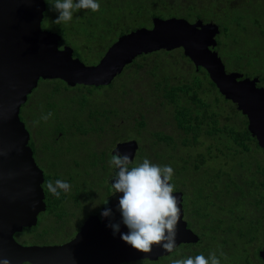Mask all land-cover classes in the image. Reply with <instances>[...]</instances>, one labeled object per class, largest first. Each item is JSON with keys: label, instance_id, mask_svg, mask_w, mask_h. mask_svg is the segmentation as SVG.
<instances>
[{"label": "trees", "instance_id": "1", "mask_svg": "<svg viewBox=\"0 0 264 264\" xmlns=\"http://www.w3.org/2000/svg\"><path fill=\"white\" fill-rule=\"evenodd\" d=\"M98 2L100 4L98 12L81 10L74 13L69 24L57 25L55 19L58 13L51 11L54 15L53 26L56 27V32L61 35L59 46L64 44L71 46L73 56L79 59L82 56L91 58L97 55L101 58L119 35L141 26L146 27L148 23L152 26L154 17L176 16L191 20L195 17H202L218 23L216 24L219 26L220 34L224 38L218 42V47L229 49L227 62L234 68L242 67L246 55L250 53L256 67H254L256 72L254 74L259 75L262 80L264 79V0H238L235 5L232 0H98ZM46 6L45 11H50L47 3ZM233 28L235 30L242 28L243 37L248 40L254 38V44H247L250 45L247 49H245L247 42L244 39H235L236 42L232 44L229 37ZM243 42H245L244 49H242ZM236 51L242 57L244 56L241 60L242 63H239L240 56L235 53ZM162 53L170 54L165 57L169 60L165 65V72H157L156 64L151 66L150 63H145L147 57L154 56L156 60ZM177 53L180 60L185 58L181 49L170 52L164 50L153 52L142 55L143 57L139 61L133 59L118 75L120 78L116 81L113 80L108 85L98 87L81 85L88 88V92L93 89H104L105 95L92 98L91 103H94L95 109L90 110L92 112L85 121L71 120L67 127L63 126L62 121H58L57 126H48V121L51 118L60 119L56 113L53 99L59 93L62 94L63 90L69 86L59 79L39 80V82L45 83L47 94L40 99L34 97L24 103L22 107L25 106L28 109L25 116L21 111L19 113L20 119L27 122L32 129L30 130L25 125L30 133L28 144L34 152L39 153L43 148L46 153L50 154L52 149L50 137L53 136V131H72L85 134L89 131L101 130L100 117L94 116V112L97 111L105 118L106 123L112 124V119L121 113L119 107L124 87L128 83L132 85L134 79L137 81L139 70L142 69V77L139 78L145 79L144 82H141V87L146 90L147 95L144 103L140 105L139 117L135 118L138 134L134 135L132 124L129 126L120 124L119 127H115L113 124L108 128V131L112 136L117 135L116 140L134 136L138 138L142 142L140 147L142 159L148 158L158 165L174 162L175 172L179 176L183 175L187 169L191 182H177L176 186L178 189H184L185 195L190 198L187 199L185 205L182 203L183 211H187L189 223L196 226L197 231L194 232L199 236V239L195 243H182L172 253L155 261L142 259L123 264H171L173 259H184L200 254L208 257L212 252L216 253L221 264H264V260L258 254L264 245V236L258 234L264 223L254 211L256 205L261 206L264 202V185L251 184L249 187V183L253 182H233L232 179L235 177L241 179L243 177L259 178L260 170L254 164H258L260 159L252 151H250L251 154L248 152L249 144L253 138L247 132L245 124L240 122L243 121V118L237 120V116L242 117V113L227 103H225L227 109L222 107L221 103L226 100L210 80L207 72L203 68H200L198 72L188 69V64L191 61L187 57L185 61L182 60L183 68L178 67L175 65V63L178 64V58L175 56ZM173 68H177V74L173 73ZM193 73L194 78H192ZM145 84H147L146 87ZM131 90L134 91L136 88L133 87ZM157 97L164 104L167 103L168 106H171L170 115L174 126L184 134L180 141L182 145H189L191 149H195V146L202 142H211L214 139L219 144L217 148V151L221 153L219 155L222 157L228 155L231 163L235 160L237 164L234 163L233 167L226 164L223 168H212L201 173L200 164L205 161L202 154L198 156L192 154L198 160V164L191 166L190 169L185 163V165L181 163L182 161L174 159L173 155H169L166 161L161 159L165 156L164 153L158 154L161 156L158 160L154 154L150 156L148 154L150 148H147L148 138H145L141 131L145 126H148L147 122L154 118L150 115L148 105L152 103L150 99ZM103 98L104 101H102ZM98 106L101 109L97 108ZM74 110L76 112L83 111L76 105H74ZM49 112L52 115L46 121L43 120L42 117ZM132 112H125L129 123H132L131 116L134 115ZM36 121L39 123H35ZM42 136L45 141L42 143L43 145H41ZM153 136L156 138V144L163 143L165 146L171 147L177 145L173 136L165 134L160 129L153 130ZM206 150L208 151L207 148ZM209 152L212 153V149H209ZM181 164L182 166H180ZM208 179L211 182H207ZM213 180L219 182H212ZM60 200L61 198L56 199L55 202L49 204V207L51 210L60 209L59 217L62 218L63 223L65 211L64 208L58 206ZM187 226L189 227L188 222ZM25 229L27 233H32L39 239L46 238L55 230L54 227L51 230V228L39 229L37 226ZM221 252L224 253L223 256L220 255Z\"/></svg>", "mask_w": 264, "mask_h": 264}, {"label": "water", "instance_id": "2", "mask_svg": "<svg viewBox=\"0 0 264 264\" xmlns=\"http://www.w3.org/2000/svg\"><path fill=\"white\" fill-rule=\"evenodd\" d=\"M46 0H0V260L10 264H123L136 260L155 261L167 256L182 243H195L199 236L183 218V193L175 191L180 218L175 247L167 252L154 245L144 253L125 243L127 233L118 210L116 193L108 202L111 217L87 218L70 240L56 245H23L14 234L35 226L37 215L45 210L43 172L33 157L28 142L30 133L20 119L21 106L39 80H62L67 86L110 84L135 57L158 50L182 48L196 67H203L219 93L235 103L246 115L248 129L264 148V88L257 78H242L237 71L227 72L214 49L219 26L198 19L181 17L152 19V26H141L119 35L94 64L87 65L73 56V48L59 46L61 35L41 26ZM136 141L121 142L116 151L131 161ZM119 223L113 235L109 222ZM264 260V247L258 252Z\"/></svg>", "mask_w": 264, "mask_h": 264}, {"label": "flooded vegetation", "instance_id": "3", "mask_svg": "<svg viewBox=\"0 0 264 264\" xmlns=\"http://www.w3.org/2000/svg\"><path fill=\"white\" fill-rule=\"evenodd\" d=\"M236 2L237 1L232 0V3L234 5ZM172 17H176V16H172ZM181 18H183V17H181ZM198 19L202 20L203 22H210V21L215 22L214 20L204 19L202 17H195L192 20L191 19H187V20L190 22H194ZM215 23H217V22H215ZM220 32L221 31H219V33L216 35V37L218 35H220ZM221 39H222V34H221ZM234 40L231 41L232 44L234 42H236ZM236 40H242V39L239 38ZM218 42L219 41L217 40V45L214 48L216 51L218 48H220V47H218ZM176 49H181V51L183 53L182 48H176ZM176 49H173V50H176ZM233 49H235V48H233ZM173 50H170V51H173ZM158 51H162V50H158ZM164 51L170 52L167 50H164ZM154 52H157V51H154ZM151 53H153V52H151ZM151 53H147V54H151ZM142 55H146V54H141L139 56H142ZM166 55L170 56V54H166ZM183 55H184V53H183ZM139 56L135 57L134 59H136V61H137L139 59L138 58ZM184 56H185V58L187 57L186 55H184ZM185 58H182V60L184 59V61H185ZM139 60H141V59H139ZM200 68H203V67H196L192 61H191V63L189 62V64H188V69H192L196 72H198L200 70ZM231 71H237V72L242 73L243 74L242 78H245V77H249L251 79L257 78L256 87H263L264 88V79L262 80L259 75H257V74L256 75L255 74L249 75V74L245 73L244 71L237 70V69H232ZM158 72H165V71H164V69H159ZM146 86H147V84H145V87ZM145 92H146V90H145ZM136 95L139 97L138 93H136ZM28 97H29V95H28ZM145 99L146 98H141L140 102H142V104H143ZM225 100H226L225 102H228L230 105L236 107V109H237V105L235 103H233L227 99H225ZM27 101H28V98H27ZM138 103H139V98H137V103H131L128 106H125V101L123 98L120 101V112L122 114L124 113L122 116H125V118H126L127 116L125 115L126 114L125 112L133 111L132 113L134 115H132L131 118H132V128L134 129V132H135L134 135L135 136H136V134H138V130H137L138 127L136 126L137 121H135V118L139 117V115H140L139 114L140 113L139 108L141 107L140 105H138ZM221 104L223 105L222 106L223 108L227 107V105L224 102ZM166 105H167V103H166ZM169 107L171 108L170 105H169ZM56 111H57V109H56ZM81 112H83V111L78 110L75 113V115H79ZM242 118H243V121H240V122L245 124V128H246L247 132L249 133L251 138H253L251 143L249 144V151L248 152L252 151L260 159V162H258V164L257 163L254 164L257 167V169L260 170V176H259V178H256V179L255 178L252 179L251 177H245V178L243 177L242 179L235 177L232 179H233V182H253V183H249V187L251 184H254L255 186H258L260 184L264 185V148L258 144L256 136L252 135V133L248 129L249 121H248L247 116L244 114H242V117L237 116L238 121ZM86 119H87V116L81 118V120H84V121ZM65 120H67V119H65L63 117H60V119H57V121H62L63 123ZM123 120L125 121V119H123ZM126 120H127V122H129L128 117L126 118ZM70 121H71V119L67 120L68 125H70ZM105 121L106 120L103 116L100 117L99 118V125H101L102 129L97 130V131H92V132L89 131L88 133H85V134L74 133L72 131H69V132H66V131L54 132L53 131L52 132L53 136L50 137V142H51V146H52L50 154L46 153L43 148L41 149V151H39V153L36 151L34 152L32 150L35 162L43 172L42 188H43V192H44V202H45V210L38 213L37 224L35 226L39 227V229H42L41 226L44 224H41L42 221L39 220L40 216H42V219L45 218L44 220H46V221H43V222H45V225H46V222L52 223V225L55 229L54 231L69 234V236L63 242H66V241L70 240L71 238H73L76 235V233L80 230L81 226L83 225L84 221L87 218H89L91 216H97L98 219H101V213L107 208V205H108V203L105 204L104 202L106 200L109 202L110 199L114 196V194H112L111 183L113 182L112 177L114 176L115 170L110 166L109 160H110L111 156L116 153V145L118 143L131 141V140H134V141H136V143H138L137 144L138 147L135 151V155L133 157V160L131 161L130 167H132L134 165L137 153H138V151H140V147L142 145V142L138 138H136L135 136L133 138L127 137V138H122V139H118V140L115 139V140H112L111 142L106 143L107 138H104V137H108V134H109L108 130L109 129H107V131H106V124H108V123H106ZM53 123L54 122L48 123V126H52ZM129 124H131V123H129ZM129 124H127V125L129 126ZM53 126H55V125H53ZM122 131H123V128H122ZM165 134H167V133H165ZM180 134H181V137L184 136V134L182 132H180ZM167 135H171V134H167ZM41 140H42L41 145H43L42 143L45 142L43 136H42ZM213 141H214V139H213ZM211 142H212V140H211ZM211 142H209V143H211ZM209 143H208V145L211 147H209L207 145L206 148L208 149V151L206 149H205V151L209 152V149H212V151L213 150L216 151L215 153H219V151H217L219 144L216 141H215L216 144L213 142V145H212V143L211 144H209ZM195 147H196L195 149H191V146L184 145V148H186L187 152H189L191 155L194 154L193 150L195 151L196 149H198V146H195ZM223 151H225V150H223ZM252 152H250L249 154H251ZM148 154L149 155L151 154L150 150L148 151ZM196 154L198 156L199 152L197 151ZM186 158L187 159H185V160L181 158L182 163H185L186 165L191 164L188 162L191 160L190 157H186ZM195 164H198V160H196V159L193 160L192 166ZM202 164H205V161L201 162L200 165H202ZM57 179L67 181L71 185V191L66 192V193L61 192V195L59 197V198H61V200L58 203V206L60 208L61 207L64 208L63 210L65 211V215H63V219H64L63 223H62V218L59 217L60 209L51 210L49 207V204L52 202H55V200L58 198L54 197L50 192H48L47 183H48V181L54 182ZM180 190H182V189H179V190L175 189V191H180ZM254 211H255L257 217H259L260 220H263V223H264V202L261 204V206L256 205ZM25 228H23L22 231L16 232L14 234V238L19 243H20V241L18 240V238L24 239L25 237L34 236L32 233H27ZM28 228H30V227H28ZM258 234L264 236V224L259 229ZM262 247H264V245H262ZM23 264H29V263H23Z\"/></svg>", "mask_w": 264, "mask_h": 264}, {"label": "clouds", "instance_id": "4", "mask_svg": "<svg viewBox=\"0 0 264 264\" xmlns=\"http://www.w3.org/2000/svg\"><path fill=\"white\" fill-rule=\"evenodd\" d=\"M49 10L58 13L55 23L69 24L74 13L81 10L93 13L100 10L98 0H46ZM52 115L49 112L43 116L47 120ZM35 123H39L36 121ZM115 170L111 183L112 194L122 193L119 197L118 210L122 223L127 227V233H120L121 239L133 249L149 253L154 245L160 246L167 252L175 247L177 225L180 209L177 197L173 195L175 185L170 183L174 169L170 165H158L144 158L142 163L130 167L131 159L127 154L118 150L109 160ZM47 190L59 198L61 192L71 191V185L64 180L48 181ZM105 204L108 203L106 200ZM102 217H111L112 211L106 208ZM113 235L120 232V224L109 222ZM224 255L223 252L220 253ZM0 264H10L8 259L0 260ZM171 264H221L215 252L205 257L203 254L188 256L184 259H173Z\"/></svg>", "mask_w": 264, "mask_h": 264}, {"label": "rangeland", "instance_id": "5", "mask_svg": "<svg viewBox=\"0 0 264 264\" xmlns=\"http://www.w3.org/2000/svg\"><path fill=\"white\" fill-rule=\"evenodd\" d=\"M235 1H238V0H235ZM46 3L48 6H50L48 2H46ZM53 24H54L53 13L51 11H45L44 17H43V20L41 23L42 28L44 30L56 32V27L53 26ZM146 27H150V23L146 24ZM237 29H238V31L235 30V28H233V30L231 31V34H230L231 36L229 37V41H232L234 39H239V38L242 40L244 39L247 42L245 49L250 47V45H247V44H254V42H255L254 38H252V39L250 38L251 40L244 38L243 37L244 33L242 32V28H241V30H240V28H237ZM216 39L218 41H221V34L218 35L216 37ZM222 39H224V38L222 37ZM244 43L245 42H243L242 49H244V46H245ZM227 49L222 47V49L218 48L217 51H218V55L221 57L224 65H225L226 71L230 72L234 67H233V65H231L227 62V54H228L227 51H229V49L228 50ZM231 52L234 53L233 50H231ZM235 53L240 56L239 57L240 58L239 63H242L241 60H242V58H244V56L242 57V55H240L238 53V51H236ZM175 56L178 58V64L173 62V61L172 62L175 63V65H177L178 67L183 68L184 63L182 62V60H180L181 58L178 55V53L175 54ZM246 56L247 57H245L244 62L242 64V67H235L234 69L242 70L249 75H253L255 72V68H256L254 63H253L254 62L253 56H251L250 53L247 54ZM142 57L143 56H141V57L139 56L138 58L140 59ZM165 57H166V55L164 53L158 55L156 60H155L154 56L147 57L145 63L148 62V63H150L151 66H154L156 64L157 65V72H158L159 69H165V65L169 61L168 59H165ZM99 58L100 57L98 55L91 57V58H87V57L82 56V57H80V60L83 63L90 65V64L96 63ZM234 60H236V59H234ZM173 69H172L173 73L177 74L178 73L177 68H173ZM142 72H143L142 69L139 70V76L137 78V81H135V79H134L132 81L133 82L132 85H130L128 83L127 86L124 87L123 94L121 93V95L125 101V106H128L131 103H137V98H139L138 105H142V102H140L141 97L146 98L145 96L147 95V93L145 92V89H143L141 87V82H144L145 79L139 78V77H142ZM119 78L120 77L117 76L114 79V81H116ZM192 78H194V73H193ZM133 87L136 88V90L132 91L131 89H133ZM88 90L89 89L86 87H83L81 85H77L74 87H68L66 90H63L62 94L59 93V95L55 96L53 100L55 103L54 106L56 105V109H57L56 113L58 114V116L63 117L67 120L71 119L72 121L77 120V119L81 120V118H83L85 116L89 117V114H91V112H92L90 110L95 109L93 106L94 103H91L92 98L95 96L96 97L104 96L105 92H104V89H93L90 92H88ZM46 91L47 90L45 88V83L42 81L38 82L37 87L29 94L28 101L30 99L32 100L34 97L38 98V99L44 97L47 94ZM136 93L139 94V97L136 95ZM83 99H85V100L83 102H81ZM150 100H152V103L148 105V109L151 112L150 115L152 117H154L153 118L154 121L149 120L147 122L148 126H145L141 131L142 134L145 135V138H148L147 148L148 149L150 148L149 149L151 151L150 156L154 154V156H157L155 158L158 160L161 158V156H159L158 154L164 153L165 156L161 158L162 161H166V159L169 158V155H173L172 157L174 159H177L179 162L182 161L181 158L185 160V159H187L186 157H190L191 160L188 162L191 164H187L188 168L190 169V167L192 166L193 160H195L193 157L196 154V152L198 151L199 154H203V156L206 159L205 164H202L200 166L201 173L206 172V170L209 171V168H210V170L212 168L219 169V168L225 167L226 164H230L231 167H233L234 163L237 164V162L235 160L232 161L233 163H231L230 157L228 155L227 156L224 155V157H222L219 155L221 153H215L216 152L215 150H213L212 153L206 152L205 151L206 146L208 145V143L210 141H207V142L204 141L201 144H199L198 149L195 150L196 152L193 151L194 155H191L189 152H187L186 148H184V145H182L180 143L181 134H180V131L178 129H176V127L174 126V123L171 119L170 107L167 106L166 104H163L162 100L159 99L158 97L152 98ZM102 101H104V98L102 99ZM224 103H227V105L231 106L228 102H224ZM74 105L78 106V108L83 109V112H81L79 115H75L76 111L74 110ZM97 108L101 109L100 106H98ZM119 109H120V107H119ZM225 109H227V108H225ZM20 111L22 114L24 113V116H25L27 114L28 109L25 106H23V107L21 106ZM122 115L123 114L120 113V115H118V117H115L114 119H112V124L111 123L106 124V131L113 124L115 125V127H119L120 124H124V125L129 124V122H127V120H126L127 117L125 118V116H122ZM94 116L102 117L98 111L94 112ZM238 117H240V116H238ZM123 119H125V121ZM67 120L64 121V124H63L64 127H66L68 125ZM23 122L25 123V125H27L28 128H30V130H32L31 126L29 124H27V122H25V121H23ZM52 122H54L52 124V126L53 125L57 126V124H58L57 120H54L53 118H51L48 121V123H52ZM156 129H160L167 134H171L174 137V140H175L177 145L175 147H171V146H165V144H163V143H157L156 144L155 143L156 138L153 136V130H156ZM104 138H107L106 143H108V142H111L112 140H115L117 138V135L112 136L111 132H109L108 137H104ZM213 142L215 143V140L213 141V139H212V145H213ZM141 152H142V150L140 149V151H138V153H137V156L135 158V162H134L133 166H137L139 163H142L143 159L140 157ZM154 156H153V159H154ZM159 165H161V166L170 165L174 169V176H173L172 181H170V183L175 185V189H178L176 186L177 182H191L190 177H189L190 174H188L187 169L185 170V173L183 175H180V176L177 175V173L175 172L176 168H175L174 162H167L166 164L160 163ZM180 166H182V165H180ZM205 180H207V178H205ZM207 182H211V180L209 181V179H208ZM212 182H219V181L213 180ZM183 190L184 189H182L180 191L183 193L182 203H183V205H185V203L187 202V199H190V198L187 197V195H185V190L184 191ZM44 219H42V216H40L39 220L42 221L41 224H44L41 226V228L42 229L51 228V230H52V228H53L52 223L46 222V225H45V222H43V221H46V220H44ZM184 219L188 222L190 229H192L193 231H197L196 226L189 223L187 211H185V210H184ZM68 236H69V234L60 233L58 231L53 230L50 234H48V236L46 238L39 239V238L32 236V237H25L24 239L18 238V240L23 245H56V244L64 243L63 241H65V239Z\"/></svg>", "mask_w": 264, "mask_h": 264}]
</instances>
